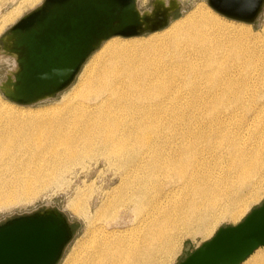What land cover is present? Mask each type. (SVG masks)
Segmentation results:
<instances>
[{"label":"bare ground","instance_id":"bare-ground-1","mask_svg":"<svg viewBox=\"0 0 264 264\" xmlns=\"http://www.w3.org/2000/svg\"><path fill=\"white\" fill-rule=\"evenodd\" d=\"M18 14L19 8L10 11L0 32ZM217 24V19L197 7L160 40L139 45L117 40L88 70L82 84L95 101L73 106L68 115L57 119L47 113L2 118L0 205L38 196L51 182L47 177L67 170L83 145L96 143L123 171L115 199L110 197L96 214L113 210L117 215L108 225L132 222V227L116 233L102 226L94 248L86 256L71 255L65 264H158L175 249L183 230L188 234L209 231L221 216H237L259 195L264 123L252 127L259 111L244 103L241 92L232 97L230 105L236 106L227 107L197 131L189 128L180 142L162 149L165 114L170 103L178 104V75L190 52L206 58L213 91L209 93L215 97L220 74L230 63L241 66L251 55L238 39L205 30V25ZM3 59L12 62L8 73L13 74L18 69L16 55L0 50ZM231 69L229 74L236 73ZM219 104L215 102L213 113ZM239 108L254 113L243 115ZM50 158H55L54 165H48ZM86 196L79 195L74 211L90 220ZM246 264H264V252Z\"/></svg>","mask_w":264,"mask_h":264},{"label":"rangeland","instance_id":"rangeland-1","mask_svg":"<svg viewBox=\"0 0 264 264\" xmlns=\"http://www.w3.org/2000/svg\"><path fill=\"white\" fill-rule=\"evenodd\" d=\"M154 1L139 0L138 6L141 10H150L153 7ZM179 1L181 2V6L173 13L170 23L166 28L153 33H146L142 36L131 38L115 36L105 41L87 60L75 82L57 96L31 106H20L10 102L0 91V122H4L2 118L6 117L18 116L19 118H26L24 116L30 113H47L52 118L57 119L68 115L73 106L77 107L80 104L83 105L86 102L95 101L93 95L87 96V91L83 89L82 84L88 70L95 65L94 63L103 53L108 51L109 46L113 42L121 40L127 43L134 42L139 45L145 42L160 40L170 30L183 24L188 15L197 7H202L205 12L211 14L218 21V24L215 26L205 25V30L238 39L242 47L249 48L251 55L247 60L241 62V66L238 64L231 65L230 63L227 70L220 74L219 85L215 90L218 95L215 97L214 93H209L213 91L209 90L210 86L207 81L211 68L207 65L206 58L197 52H190L187 63L182 67V74L178 75V84L181 90L178 104L170 103L165 114L164 140L166 142L163 141L162 149L165 151L168 149L167 146L170 143L174 145V143L180 142L182 140L181 137L188 135V132H190L188 131L189 128L194 127V130L197 131L198 128H201L200 126L208 124L209 120L214 116L224 114L227 107L236 106L235 104H230L234 102L232 97L238 98V95L235 94L237 92L243 94L246 105H250L253 110L259 111L256 119L257 122H254L252 127L256 128L255 125L264 123V9L256 22L247 24L221 16L208 5L207 0ZM42 2L43 0H0V24H2L3 18L10 11L19 8V14L14 21L8 22L4 26V29L0 32V37L4 36L7 30L21 17L38 7ZM187 22L191 21L188 20ZM1 48L2 44L0 42V50ZM11 65L12 62L10 60H0V82L5 80ZM230 69L233 72L237 71L232 75L228 73ZM204 75H206L207 79ZM187 79H190L193 84L188 83ZM194 85L195 87L193 88L188 87ZM170 97H173V95H170ZM216 101H221L222 104H219L216 110H214L216 113H213L211 108L215 106ZM7 109L15 112H11L10 114ZM253 110L249 112L244 110L243 112L239 108L237 111L243 115L248 113L250 116L254 113ZM211 128L212 126L206 127L205 130L209 131ZM77 155H79L77 159L72 160L68 164L67 170H60V172L58 170L56 174H50L47 177L51 182L45 186L38 196L7 206L0 205V223L12 217L43 210L48 207L57 208L67 215L73 226L74 236L58 264H65L71 255H76L77 257L80 255L86 256L89 253L88 251L94 248L95 243L98 240L100 241L102 226H106L108 232L123 233V231L128 230L133 225L132 222L120 226L108 225L109 222L116 218L117 214L113 210V212L109 210L103 213L102 216L101 214H96L97 209L107 203L108 199H115L123 171L117 169V166L108 159V156L101 151L96 143L80 146V151ZM55 162V158H50L48 165H54ZM261 184L262 189L259 195L255 199L248 201L237 216L233 217L229 214L221 216L210 227L209 231L206 232L190 231L192 233L189 232L188 234L187 231L184 232L183 230L181 234L179 233L175 249L166 254L165 257L163 255L162 261L159 259L158 261L160 262L158 264H178L195 249L210 240L219 228L236 225L241 222L251 210L264 202V169L262 170L259 185ZM79 195L81 197L88 195V197L86 196L87 198H84V200H88H86V203L83 202V206L85 203L90 220L79 212H76V210L74 211V207L78 204L75 202H78ZM259 252H264L263 246L255 250L242 264H246L252 260Z\"/></svg>","mask_w":264,"mask_h":264},{"label":"water","instance_id":"water-1","mask_svg":"<svg viewBox=\"0 0 264 264\" xmlns=\"http://www.w3.org/2000/svg\"><path fill=\"white\" fill-rule=\"evenodd\" d=\"M139 0H43L0 37L1 50L16 55L18 69L7 72L0 91L10 102L31 106L69 88L87 60L108 39L131 38L166 28L179 0H155L141 10ZM218 14L252 24L264 0H243L241 15ZM73 226L57 208H45L0 223V264H58L73 239ZM264 247V202L238 224L215 235L178 264H242Z\"/></svg>","mask_w":264,"mask_h":264},{"label":"snow or ice","instance_id":"snow-or-ice-1","mask_svg":"<svg viewBox=\"0 0 264 264\" xmlns=\"http://www.w3.org/2000/svg\"><path fill=\"white\" fill-rule=\"evenodd\" d=\"M216 7L230 15H241L243 10V0H216Z\"/></svg>","mask_w":264,"mask_h":264}]
</instances>
